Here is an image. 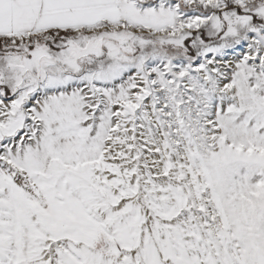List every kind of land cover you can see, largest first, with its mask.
I'll use <instances>...</instances> for the list:
<instances>
[{
  "label": "snow or ice",
  "instance_id": "snow-or-ice-1",
  "mask_svg": "<svg viewBox=\"0 0 264 264\" xmlns=\"http://www.w3.org/2000/svg\"><path fill=\"white\" fill-rule=\"evenodd\" d=\"M0 264H264V0H0Z\"/></svg>",
  "mask_w": 264,
  "mask_h": 264
}]
</instances>
